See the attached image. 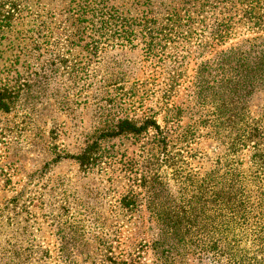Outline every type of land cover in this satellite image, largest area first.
Instances as JSON below:
<instances>
[{
    "label": "rangeland",
    "instance_id": "rangeland-1",
    "mask_svg": "<svg viewBox=\"0 0 264 264\" xmlns=\"http://www.w3.org/2000/svg\"><path fill=\"white\" fill-rule=\"evenodd\" d=\"M100 1L121 8L126 0ZM161 1L152 0L156 12ZM17 2L25 11L4 17L12 3L0 0V89L17 78L23 85L14 109L0 111V264H229L198 253L156 255L159 229L146 207L133 215L120 208L135 180L131 166L125 172L108 162L83 172L64 157L80 153L121 119L153 115L164 126L167 108H181L180 125L201 132L190 144L192 155H186L189 169L201 176L210 172L227 147L203 123L210 106L195 95L198 72L218 53L264 32L238 27L230 40L210 49L207 39L195 37L190 43L163 42L150 53L141 38L96 43L89 33L69 46L66 10L79 0ZM173 79L176 89L166 94ZM248 109L253 116L264 110V90L251 96ZM132 143L109 144L139 163L140 146ZM250 157L248 149L242 159ZM167 175L176 194L178 181L171 170ZM241 247L237 259L243 264L264 258V243L252 236Z\"/></svg>",
    "mask_w": 264,
    "mask_h": 264
},
{
    "label": "trees",
    "instance_id": "trees-1",
    "mask_svg": "<svg viewBox=\"0 0 264 264\" xmlns=\"http://www.w3.org/2000/svg\"><path fill=\"white\" fill-rule=\"evenodd\" d=\"M79 2L66 10L71 19L69 46L78 45L89 33L96 43L141 38L150 53L162 48L163 42L190 43L195 37L207 39L210 49L230 40L238 27L264 32V0H163L159 12L152 0H126L121 8L100 0ZM8 3L12 4L3 10L4 17L25 11L17 0ZM206 66L198 72L195 95L210 106L203 123L225 138L227 147L210 172L201 176L189 169L186 155H192L190 144L201 132L180 125L181 108H167L164 126L153 115L141 121L121 119L86 142L80 153L64 158L76 161L83 172L108 162L122 165L125 172L131 166L135 180L122 196L120 208L133 215L146 207L159 229L156 255L198 253L243 264L237 259L244 252L241 242L252 236L264 243V110L253 116L248 109L251 96L264 90V37L222 51ZM21 81L17 78L0 89V111L14 109L23 89ZM172 82L166 94L176 89L177 79ZM113 140L138 144L139 163L128 158L126 149L116 151L109 144ZM248 149L251 157L244 162ZM169 170L178 181L176 194L166 182ZM254 264H264V258Z\"/></svg>",
    "mask_w": 264,
    "mask_h": 264
}]
</instances>
